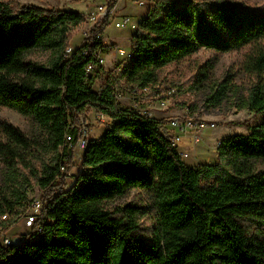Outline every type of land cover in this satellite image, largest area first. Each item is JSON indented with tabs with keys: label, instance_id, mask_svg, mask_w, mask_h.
Wrapping results in <instances>:
<instances>
[{
	"label": "trees",
	"instance_id": "16d2710c",
	"mask_svg": "<svg viewBox=\"0 0 264 264\" xmlns=\"http://www.w3.org/2000/svg\"><path fill=\"white\" fill-rule=\"evenodd\" d=\"M167 1L155 0L154 11L133 35V58L122 73L130 84H155L159 69L200 49L228 53L264 38V12L208 10L192 2L173 7ZM85 17L35 6L14 11L0 3V107L32 121L45 153L53 156L36 177L48 193L44 212L51 222L41 225V234H22L21 244L0 246V264H264V170L256 167L264 162V121L250 127L248 136L221 142L216 163L185 165L161 134L160 125L169 120L116 112L106 94L97 96L87 87L86 68L108 19L82 46L87 56L78 48L68 58L69 32ZM32 51L48 53V62L30 60ZM248 63L252 73L264 72V53ZM231 93L222 82L207 100L218 107ZM236 101L242 110L263 114L264 85L254 83ZM89 108L113 121L99 139L89 141L81 171L65 187L73 155L66 151L61 173L58 150L69 125ZM0 134L5 139L0 161L9 180L0 186L4 226L2 216H22L28 209L30 183L20 179L19 165L39 146L7 121H0ZM133 190L152 199L156 224L147 241L137 235L140 208L125 207L120 216L106 206ZM249 223L258 233L250 232Z\"/></svg>",
	"mask_w": 264,
	"mask_h": 264
},
{
	"label": "rangeland",
	"instance_id": "374dc122",
	"mask_svg": "<svg viewBox=\"0 0 264 264\" xmlns=\"http://www.w3.org/2000/svg\"><path fill=\"white\" fill-rule=\"evenodd\" d=\"M104 2L105 0H0V3L9 6L14 11L27 6H35L46 10L73 11L86 16V21L72 27L71 32H69V46L74 49L79 47L82 42L89 40V34L94 25L88 22L87 17L92 13H98ZM190 2L199 4L208 10H213L219 6H228L253 13L264 12V0H168L167 5L179 7ZM155 4V0H143V3L136 0H118L116 14L113 18L110 15L108 26L103 34V40L108 46L107 66L111 59L112 49L116 46L127 48L129 38L135 33V30L131 27L116 29L114 23L129 18L130 22L138 27L139 23L154 11ZM259 51L264 53V38L239 51L228 53L200 49L193 55L171 63L156 72L157 85L164 89L167 87L175 89L174 95L168 100L167 108L156 111L157 120L192 119L199 126L202 125L205 128L200 143L193 144L190 139L184 138L177 145L179 151L188 153V158L184 159L185 165L196 168L200 163H204L203 165L216 163L218 161L217 148L219 143L234 136H248L250 127L260 125L264 121V113L253 115L247 110L240 109L236 101V97L246 95L247 90L254 83L260 82L264 85V72L260 74L252 73L248 63L249 58L256 56ZM29 59L46 64L49 60V54L32 51L29 53ZM222 82L230 85L231 94L234 96L227 97L221 105L213 107L207 98L216 85ZM92 110V108L86 109L78 115L77 121L74 123H79L80 118L86 119L89 130L88 143L90 140L98 138L111 125L108 119L105 123L96 122ZM0 121H7L12 124L26 138L39 146L36 151L32 150L24 155V163L19 165V174L21 180L24 178L30 183L27 191L28 200L38 199L45 204L49 196L37 185L36 177L41 174L43 166L47 165L53 156L45 153L42 134L32 121L6 108L0 107ZM4 140V137L0 134V142H4ZM72 155L73 161L67 176L64 178L65 187L71 186L81 171V153L75 151L72 152ZM256 167L258 170H264V162H258ZM8 184L9 180L6 177L5 167L0 161V186ZM152 204L148 192L133 190L106 206L113 214L116 213L120 216L122 215L120 210L125 207L140 208L137 235L147 241L150 239L156 224V215ZM18 211L21 213L22 210ZM245 225L251 233H258L256 226L250 223ZM3 227L6 234L14 242H17L22 234L30 231L25 226L23 215L20 214L11 216L10 221L5 223Z\"/></svg>",
	"mask_w": 264,
	"mask_h": 264
},
{
	"label": "built area",
	"instance_id": "2783aa9c",
	"mask_svg": "<svg viewBox=\"0 0 264 264\" xmlns=\"http://www.w3.org/2000/svg\"><path fill=\"white\" fill-rule=\"evenodd\" d=\"M115 1L116 0H105L104 5L100 7L98 13H92L87 17L88 22H91L94 25L92 30L96 26H99L105 18H107L109 21L110 15L111 18H113L117 9V3L114 5ZM136 1H141V3H143V0ZM106 27L96 36V39L101 43V45H99L93 53L94 61L91 62L86 68L87 87L92 91L93 94L97 96L106 94L109 99L113 101L116 112L128 111L145 119L157 120L156 111L167 108L168 100L174 95L175 89L172 87H167L164 89L156 83L142 87L136 86L130 84L125 78L122 77L123 71L127 68L133 58V36L129 38V44L127 48L116 46L112 49V55L108 64V69V66L106 65V57L109 55L107 52L108 46L103 40V34L105 33ZM114 27L116 29H126L131 27L135 30V32L137 30L136 25H133L129 18L115 22ZM82 44L85 45L86 42L84 41ZM82 44L75 49L69 46L66 51L67 57H71L78 48H80L82 56H87L88 51L82 48ZM105 77L108 78L105 79ZM96 80L99 81L96 82ZM92 111L93 118L96 122L105 123L108 119L110 124H112L113 120L105 114L95 109ZM68 129L69 131L65 135L64 144L58 150L61 158V173H64L66 170V151H78L83 156L88 146L89 130L86 119L80 118L79 123L70 124ZM160 130L163 138L168 142L170 147L178 153L180 159L184 162V159L188 158V153L179 151L177 145L181 143L184 138L190 139L193 144L200 143L205 128L202 125L199 126V124L195 123L194 120L189 119L169 120V122L160 125ZM219 145L220 143L218 146ZM45 204L38 199L31 200L28 209L23 215L25 226L30 229L29 232L41 234V225L44 222H51V220L45 216ZM11 216L12 215L10 214L2 216L1 221H3L5 224L10 221ZM22 242V236L19 237L17 242H14L6 234L4 227L0 226V246L9 247L15 244H21Z\"/></svg>",
	"mask_w": 264,
	"mask_h": 264
},
{
	"label": "crops",
	"instance_id": "0c3cea01",
	"mask_svg": "<svg viewBox=\"0 0 264 264\" xmlns=\"http://www.w3.org/2000/svg\"><path fill=\"white\" fill-rule=\"evenodd\" d=\"M103 135V133L100 135V136H98V138H96V140L97 139H99L101 136ZM95 140V139H94ZM189 140V139H188ZM82 158H83V156H82ZM204 163H200V165H203Z\"/></svg>",
	"mask_w": 264,
	"mask_h": 264
}]
</instances>
